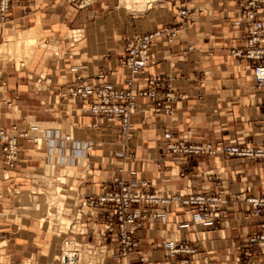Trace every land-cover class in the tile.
I'll list each match as a JSON object with an SVG mask.
<instances>
[{
    "label": "crops",
    "instance_id": "obj_1",
    "mask_svg": "<svg viewBox=\"0 0 264 264\" xmlns=\"http://www.w3.org/2000/svg\"><path fill=\"white\" fill-rule=\"evenodd\" d=\"M180 7L172 0H12L10 22L0 25V128L28 136L19 139L13 168L0 143V264H59L65 234L95 243L93 230L76 232L87 222L75 221L78 202L101 194L121 167L137 186L148 183L149 192L223 199L213 223L193 222L176 204L161 208L164 222L137 229L140 247L131 264H240L249 237L260 231L261 219L248 216L243 199L264 195V161L221 153L184 159L168 151L164 135L186 144L258 147L264 91L255 88L248 62L230 55L247 40L238 1L193 0V26L181 25ZM163 28L177 34L155 41L135 88L164 76L183 97L171 105L172 115L138 98L125 138L114 121L84 112L87 103L68 89L78 75L91 89L125 88L126 40ZM185 245L195 253L171 254ZM96 248L86 264H123L113 237Z\"/></svg>",
    "mask_w": 264,
    "mask_h": 264
},
{
    "label": "built area",
    "instance_id": "obj_2",
    "mask_svg": "<svg viewBox=\"0 0 264 264\" xmlns=\"http://www.w3.org/2000/svg\"><path fill=\"white\" fill-rule=\"evenodd\" d=\"M180 1L177 17L181 25L193 26L195 9L191 7L193 0ZM241 9L239 24H245L247 40L242 48H233L231 57L248 62L255 88L264 91V0H237ZM12 0H0V25L5 27L10 22ZM176 31L169 28L156 30L148 34H138L128 38L123 48L120 62L130 73L125 88H117L111 84H102L95 89L86 85L84 77L78 75L76 84L68 89L69 95L85 101L84 112L90 113L96 119L106 118L114 121L120 134L127 138L132 129L131 118L137 113L138 98H147L154 102L157 111L172 115V104L183 96L174 91L173 84L164 76H155L146 81V86L136 89L139 79L144 76L151 63V47L155 41L167 35L169 42L176 36ZM0 35V41H1ZM192 50L193 48L190 47ZM13 130L0 128V143L4 151V160L9 167H15L20 153L19 139L28 133L18 135ZM164 138L168 140L167 149L180 154L184 159L191 156H217L219 153L252 161H264V141L258 147L223 143L218 147L211 143L186 144L175 141L168 131ZM125 168L121 167L112 173L109 181L102 183V193L91 195L79 200L75 221L81 224L87 218L86 224L76 229L81 236H86L88 230L95 232V243L78 241L70 236L64 239V244L72 245V250L60 254L59 264H83L81 252L86 251L92 257L97 256L96 246L108 242L112 237L118 243L119 258L123 264H131L130 258L139 249L140 242L136 237L138 228L145 226L150 220L154 223L165 221L161 208L176 204L186 210L193 222L219 220L222 208V193L177 194L165 196L146 189L150 185L142 182L141 187L126 179ZM240 197H238L239 199ZM248 205V216L259 218L260 231L248 239L247 247L242 251L240 264H264V195L244 197ZM102 225L103 230L96 229ZM68 235V234H66ZM257 246L258 250L253 251ZM171 254H193L195 250L185 246L170 249ZM143 262L144 260L141 259ZM187 263V261H185Z\"/></svg>",
    "mask_w": 264,
    "mask_h": 264
},
{
    "label": "bare ground",
    "instance_id": "obj_3",
    "mask_svg": "<svg viewBox=\"0 0 264 264\" xmlns=\"http://www.w3.org/2000/svg\"><path fill=\"white\" fill-rule=\"evenodd\" d=\"M79 203V202H78ZM62 250H61V252L64 250L65 252H68V251H71L72 250V245H70V244H67V243H65V244H63V246H62V248H61ZM84 254H86L89 258H86L85 260L83 259V255ZM95 257H92L91 255H89L88 254V252H86V251H83V252H81V259L83 260V264H85L86 262L88 263V262H90L91 260H93Z\"/></svg>",
    "mask_w": 264,
    "mask_h": 264
},
{
    "label": "rangeland",
    "instance_id": "obj_4",
    "mask_svg": "<svg viewBox=\"0 0 264 264\" xmlns=\"http://www.w3.org/2000/svg\"><path fill=\"white\" fill-rule=\"evenodd\" d=\"M49 180H53V178H48ZM78 209H76V211H77ZM56 231V230H55ZM67 237V235L65 234V238ZM65 238H63V241H64V239ZM62 241V246H63V244H64V242ZM62 250V249H61ZM61 254V253H60ZM83 259L85 260L86 258H89L86 254H84L83 256ZM59 260H60V255H59V257H58V262H59ZM87 263V262H86ZM85 263V264H86Z\"/></svg>",
    "mask_w": 264,
    "mask_h": 264
}]
</instances>
